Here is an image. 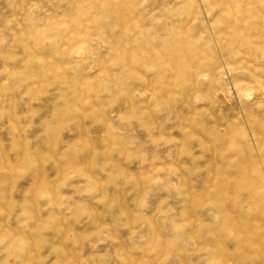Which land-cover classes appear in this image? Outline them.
Instances as JSON below:
<instances>
[{
	"label": "rangeland",
	"instance_id": "1",
	"mask_svg": "<svg viewBox=\"0 0 264 264\" xmlns=\"http://www.w3.org/2000/svg\"><path fill=\"white\" fill-rule=\"evenodd\" d=\"M0 264H264V0H0Z\"/></svg>",
	"mask_w": 264,
	"mask_h": 264
}]
</instances>
